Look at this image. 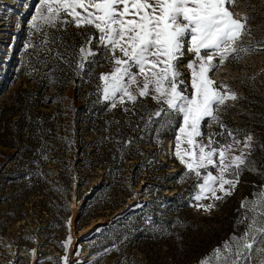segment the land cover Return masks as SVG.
I'll return each mask as SVG.
<instances>
[{
	"label": "rangeland",
	"instance_id": "obj_1",
	"mask_svg": "<svg viewBox=\"0 0 264 264\" xmlns=\"http://www.w3.org/2000/svg\"><path fill=\"white\" fill-rule=\"evenodd\" d=\"M4 1L0 0V20L6 18L0 26V264H63L64 255L69 264H200L233 233L244 232L248 221L238 223L245 215L241 203L254 199L264 186L260 174L264 173V0H234L230 11L236 18L247 16L250 30L237 47L248 51L241 52L238 60L229 56L210 73L218 85L225 83L237 95L221 107L223 122L240 130L241 143L233 154H240L251 134L250 159L258 171H244L232 195L215 201L210 211L196 205L213 201L192 200L195 177L180 179L185 168L174 155L175 128L161 134L162 144L156 142L155 126L143 130L140 117L157 107L151 98L138 103L135 114L125 113L119 105L110 109L101 101L94 118L83 106L85 90L79 87V77L56 57V51L69 56L71 50L61 46L60 37L79 46L88 34H95L94 29L68 25L66 32L47 26L30 31L39 0H10L11 6ZM53 38L56 43L47 45L54 50L49 54L42 41ZM29 39L32 48L26 47ZM95 59L99 64L86 65L84 72L93 86L100 84L101 73L113 70L102 55ZM190 59L186 52L180 62L185 80L190 78L186 67ZM88 67L93 68L90 76ZM46 75L51 84L43 82ZM65 75L72 76L70 82ZM31 92L33 107L26 110L30 116L25 119L22 106ZM36 119H43V160L33 156L39 146L27 131V121ZM202 130L221 128L213 122ZM32 170L41 173L37 180L23 176ZM209 170L217 174L216 169ZM229 219L235 220L233 229ZM175 225L185 229L184 241L158 239L173 233ZM220 232L226 234L223 241L204 243ZM69 235L71 246L65 250L62 242Z\"/></svg>",
	"mask_w": 264,
	"mask_h": 264
},
{
	"label": "snow or ice",
	"instance_id": "obj_2",
	"mask_svg": "<svg viewBox=\"0 0 264 264\" xmlns=\"http://www.w3.org/2000/svg\"><path fill=\"white\" fill-rule=\"evenodd\" d=\"M233 5L234 0H39L29 22L30 31L37 32L45 26L57 32H66L68 25L94 29L95 34H88L79 46L60 37L61 46L71 54L65 56L57 50L56 57L68 63L81 80L86 65L99 64L97 56L111 63L113 70L99 75L96 89L97 102H107L110 109L119 105L125 113L135 114L136 105L151 98L157 107L140 117L143 130L155 126L156 142L162 144L161 134L175 128L174 155L185 168L180 179L195 177L192 200L213 201L196 205L204 211L232 195L244 171H258L250 159L252 135L245 137L240 154H233L234 146L241 143L237 139L240 130L228 128L221 118V107L237 95L210 76L229 56L238 60L241 52L248 51L237 47L250 34L248 17L236 18L230 11ZM42 43L49 54L54 51L47 47L56 43L54 38ZM26 47H33L30 39ZM186 52L192 56L186 64L188 80L180 68ZM92 71L87 68L89 76ZM213 122L221 131L205 133L202 126L211 127ZM209 169H216L217 174ZM241 209L245 215L238 223L248 221L244 232L233 233L200 264H264V186L254 199L242 201ZM147 219L151 222V217ZM68 224L70 227V220ZM71 242L69 235L62 242L65 250ZM62 261L69 264V256L64 255Z\"/></svg>",
	"mask_w": 264,
	"mask_h": 264
},
{
	"label": "trees",
	"instance_id": "obj_3",
	"mask_svg": "<svg viewBox=\"0 0 264 264\" xmlns=\"http://www.w3.org/2000/svg\"><path fill=\"white\" fill-rule=\"evenodd\" d=\"M45 80H43V82H45L46 84H51L52 83V78L51 76H43ZM72 76H67L65 75V79L66 81L70 82ZM78 80V83H79V87L84 89L85 92V98H84V103H83V106H87V108L89 109L88 112L91 111V114L94 115V118L97 116V106L99 105V102H97L98 100V96H97V92H96V89H97V86H93L91 85L92 82H89L88 80V76L87 75H84V79L81 80L80 78H77ZM91 83V84H89ZM42 87V86H41ZM33 101V95H32V92L31 93H28L27 94V97L25 99V103L24 105L22 106L25 110H23V114H21L22 116H25V119H28L29 118V114L26 113V110L28 111L31 107H33L31 105V102ZM26 121V120H25ZM27 124L28 126H30V129H28V133L31 137L34 138V143H35V147L39 146V148H34L35 151L37 150L38 152V155H33L35 158L37 159H40V160H43V128H41L40 126L43 125V119H36V121H27ZM48 142H46V147H48ZM32 162L34 160H27V162ZM33 171V170H32ZM30 171L28 172L27 174H24L23 176L24 177H31L35 180H37L40 176H41V173L38 172L36 173L35 171ZM168 197V196H166ZM170 221L172 223L176 222V219H170ZM228 226L231 227V229L234 228L235 226V220L234 219H229L228 221ZM175 230L173 231V233H169V234H160L159 235V240H163L164 243H170V242H173V244H180L182 241H184L185 239V229L183 228L182 225H175ZM225 235L223 232H220L218 234H214V235H211L209 236L208 240L207 241H204V243H207L209 246H212L216 243H219L221 241H223V239L225 238ZM167 240V241H166Z\"/></svg>",
	"mask_w": 264,
	"mask_h": 264
},
{
	"label": "bare ground",
	"instance_id": "obj_4",
	"mask_svg": "<svg viewBox=\"0 0 264 264\" xmlns=\"http://www.w3.org/2000/svg\"><path fill=\"white\" fill-rule=\"evenodd\" d=\"M4 3H5V4H8L9 6H11L10 4H11L12 2H11L10 0H6V1H4ZM5 14H6V13H4V15H5ZM5 19H6V18H2V19L0 20V26L4 25L3 21H4ZM8 28H9V27H7L6 30H9V29H10V28H9V29H8ZM2 30H3V29H2ZM4 30H5V29H4ZM0 38H1V36H0Z\"/></svg>",
	"mask_w": 264,
	"mask_h": 264
}]
</instances>
